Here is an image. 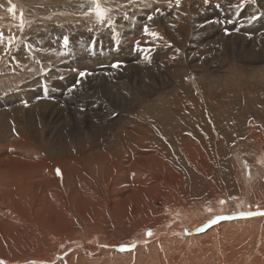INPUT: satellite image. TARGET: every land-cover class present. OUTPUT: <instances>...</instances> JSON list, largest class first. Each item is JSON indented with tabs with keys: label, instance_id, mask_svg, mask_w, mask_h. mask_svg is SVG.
Instances as JSON below:
<instances>
[{
	"label": "rangeland",
	"instance_id": "374dc122",
	"mask_svg": "<svg viewBox=\"0 0 264 264\" xmlns=\"http://www.w3.org/2000/svg\"><path fill=\"white\" fill-rule=\"evenodd\" d=\"M96 2L0 0V264H264V144L229 139L230 188L200 132L175 159L153 154L164 136L146 112L201 78L259 77L264 0Z\"/></svg>",
	"mask_w": 264,
	"mask_h": 264
},
{
	"label": "bare ground",
	"instance_id": "6f19581e",
	"mask_svg": "<svg viewBox=\"0 0 264 264\" xmlns=\"http://www.w3.org/2000/svg\"><path fill=\"white\" fill-rule=\"evenodd\" d=\"M242 56H245L244 53H242ZM252 56L255 57V55ZM255 71L256 70H253L251 73L244 72V81L234 76H227L221 81L223 84H218L216 82L217 80L214 81L213 78L211 80V77H209L210 79L205 80L201 78L200 82H202V85H199L194 90L177 86L172 91H167L175 93L172 99H163L160 105L152 106L146 110V112L153 116L156 123L160 124L161 132L164 136L162 140L153 143L151 141L148 142L143 135L138 139H135L129 132L127 135L130 136V140L134 145L139 146L141 149H147L152 143L154 144V150L151 151L154 152L153 154L158 155L162 152L175 159L177 155L172 154L171 149L174 150L177 145L183 146L188 141L193 144V140L198 142L200 139H198L197 132H200L201 138L207 140L206 150L211 156L210 160L214 165L216 174L223 178V180L225 179L226 182L230 184V188H233L232 185H236V182L233 181V177H236V175L232 173V171L234 172L235 170H232L233 164L227 156L230 155L229 152H231V150L228 149L226 143L229 144V147L231 146L233 151L234 145L229 139H232L235 135L237 136V134L244 136L247 129L248 131L251 129L252 135L250 133L249 136L252 139H247V142L241 147L240 152L243 150V153L246 155L253 154L254 151L253 149L250 150L251 147L249 146L252 140L256 143L255 146L264 144V107L261 104V99H264V97H261V95H264V71L261 72L259 77H256ZM108 86L111 87V84H108ZM195 91H197L198 94ZM165 93L166 92L163 94ZM176 94H178L179 97H177L178 95ZM145 95H147V93H143V97H145ZM244 100L245 105H242ZM204 102L207 104V109H200L201 104ZM236 103H239V106H234ZM135 104L138 105L136 100L128 104L126 112L132 119H124V122L128 124L136 121L133 114L130 115L131 111L134 110ZM218 122L222 123L213 128L212 126L218 124ZM179 127L190 129V136L184 137L181 132H179L178 138L181 142H173L171 141L173 139L172 136H168L167 132L169 130L177 131ZM147 133H149V130H147ZM120 136L121 135L117 134L115 138H120ZM190 137L193 138V140ZM131 146L133 147V145ZM220 153L222 154L221 157ZM137 157L138 158L130 162L131 167L135 162H139V160L142 159L141 156ZM178 162L182 170L186 172L185 175H180L181 184L184 188L191 189L192 191L190 192L192 194H197V191H193L194 179L198 176H203L197 172L190 161H188L190 165H185L186 163L181 159H179ZM123 167L125 168V166ZM191 167L194 171L190 169ZM205 169L210 173L208 165ZM184 177H186V181H183ZM201 182V178L195 179L196 185L199 186ZM222 186L227 185L221 183L217 185V187ZM198 188L199 187L196 189ZM212 232L213 231H211V234ZM209 235L210 234L207 232L205 237Z\"/></svg>",
	"mask_w": 264,
	"mask_h": 264
},
{
	"label": "snow or ice",
	"instance_id": "6c2138e0",
	"mask_svg": "<svg viewBox=\"0 0 264 264\" xmlns=\"http://www.w3.org/2000/svg\"><path fill=\"white\" fill-rule=\"evenodd\" d=\"M94 2H96V0H94ZM176 4H177V6H179V4H180V0H176ZM14 10H15V6H13V8H10L9 9V11H13L14 12ZM95 11H96V14H97V16L98 17H100L101 18V20H103V17H104V11L100 8V6H99V3L98 2H96V8H95ZM23 23V21H22V19H21V24ZM153 35H155V34H153ZM3 39V33L2 32H0V40H2ZM68 43V41H67V39H65V44H67ZM11 46V40L9 41V47ZM84 75H86V73H81V76H84ZM58 171V174H59V170H57ZM254 213H248L247 215H253ZM260 215H264V213H259ZM152 233L151 232H149L148 233V235H151Z\"/></svg>",
	"mask_w": 264,
	"mask_h": 264
}]
</instances>
